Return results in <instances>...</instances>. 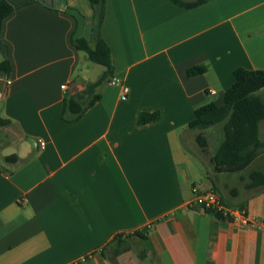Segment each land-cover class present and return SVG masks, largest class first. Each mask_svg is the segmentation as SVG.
<instances>
[{
  "label": "crops",
  "instance_id": "obj_1",
  "mask_svg": "<svg viewBox=\"0 0 264 264\" xmlns=\"http://www.w3.org/2000/svg\"><path fill=\"white\" fill-rule=\"evenodd\" d=\"M7 1L14 11L0 25V62H11L10 73L0 72V264L82 256L81 264H264V186L249 177L264 170V153L244 169L219 170L212 158L224 123L205 129L206 151L188 126L197 107L224 103L235 69L264 70V0L193 8L172 0ZM100 36L113 73L80 118L67 111L65 119L66 99L106 70L91 81L82 68L88 56L73 40L94 48ZM200 65L204 73L188 74ZM252 96L264 101V88ZM143 112L160 115L141 124ZM193 186L257 223L189 207Z\"/></svg>",
  "mask_w": 264,
  "mask_h": 264
},
{
  "label": "trees",
  "instance_id": "obj_2",
  "mask_svg": "<svg viewBox=\"0 0 264 264\" xmlns=\"http://www.w3.org/2000/svg\"><path fill=\"white\" fill-rule=\"evenodd\" d=\"M172 1L181 7L193 8L210 0ZM13 11L14 6L9 1L0 0V25ZM73 44L78 50L85 52L91 61L106 68L99 80L88 84L83 91L66 99L63 118H65V113L70 111L73 119H78L99 99L100 96L96 94V89L112 75L114 63L111 49L101 36L94 48L84 37L74 39ZM10 71L11 62L8 59L0 62V72L10 73ZM205 71L206 67L203 65L194 66L188 70V74L196 75ZM234 76V83L225 92L224 103L218 105L210 101L197 107L194 118L188 124L190 129L197 130V142L201 149L206 151L208 142L205 129L224 123V141L212 158L219 170L244 169L264 153V142L259 139V124L264 120V101L252 96L254 92L264 88V70L239 67L235 69ZM159 115V112H143L139 116V122L143 124L155 121ZM249 177L251 186H264V170H252ZM122 236L117 235L116 241L120 242ZM117 253L110 252V255L114 257Z\"/></svg>",
  "mask_w": 264,
  "mask_h": 264
},
{
  "label": "built area",
  "instance_id": "obj_3",
  "mask_svg": "<svg viewBox=\"0 0 264 264\" xmlns=\"http://www.w3.org/2000/svg\"><path fill=\"white\" fill-rule=\"evenodd\" d=\"M113 83H120V80L116 77L112 78ZM10 83V82H9ZM61 88L65 89L66 85H62ZM129 92L128 86L122 84L121 99L126 100ZM211 94L216 93L214 89H210ZM41 147L45 146V142H40ZM194 199L188 203L191 208L200 209L206 212L215 213L223 217L239 221L243 225H253L257 223V219L251 216L245 209H234L225 205L220 195L212 189L202 190L198 186H193ZM87 256H82L76 260L69 262L68 264H81L86 262Z\"/></svg>",
  "mask_w": 264,
  "mask_h": 264
},
{
  "label": "rangeland",
  "instance_id": "obj_4",
  "mask_svg": "<svg viewBox=\"0 0 264 264\" xmlns=\"http://www.w3.org/2000/svg\"><path fill=\"white\" fill-rule=\"evenodd\" d=\"M82 68H83V71L89 72L91 81H94L104 70L103 65L91 61L88 57L85 58V60L83 61ZM258 163L263 164L262 166L264 167V155H262L258 159ZM142 249L140 250V252L142 251Z\"/></svg>",
  "mask_w": 264,
  "mask_h": 264
}]
</instances>
